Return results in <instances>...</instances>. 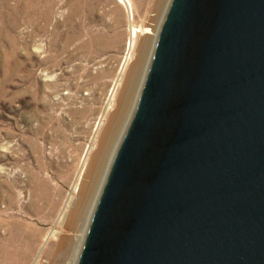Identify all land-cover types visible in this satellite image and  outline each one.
<instances>
[{"label": "water", "instance_id": "1", "mask_svg": "<svg viewBox=\"0 0 264 264\" xmlns=\"http://www.w3.org/2000/svg\"><path fill=\"white\" fill-rule=\"evenodd\" d=\"M75 264H264V0H170Z\"/></svg>", "mask_w": 264, "mask_h": 264}, {"label": "rangeland", "instance_id": "2", "mask_svg": "<svg viewBox=\"0 0 264 264\" xmlns=\"http://www.w3.org/2000/svg\"><path fill=\"white\" fill-rule=\"evenodd\" d=\"M130 1L0 0V264H50L45 250L63 235L72 247L59 264L76 263L87 228L73 231L58 216L76 197L72 187L97 150L135 61L143 33L137 31L128 50L131 29L160 24L170 0ZM150 44L134 73L121 129L103 153L83 224L135 107Z\"/></svg>", "mask_w": 264, "mask_h": 264}, {"label": "bare ground", "instance_id": "3", "mask_svg": "<svg viewBox=\"0 0 264 264\" xmlns=\"http://www.w3.org/2000/svg\"><path fill=\"white\" fill-rule=\"evenodd\" d=\"M118 1L122 4H124L125 6H128V5L131 6L130 0H118ZM155 2L159 3V0H155ZM162 18H163V16H162ZM161 22H162V19H161ZM161 22H160V24L156 23V22L149 23L150 25H145V26L138 25L137 27H133L131 29V34H130V38L128 41V50H129V47L132 45V42H133L132 38L134 36H136L137 31H141L143 33V35L139 39V42H138V45L136 48L137 51H135L136 52L135 61L127 71L124 84H123L122 88L120 89V92L116 98V102H115L116 106H115L114 110L112 111L111 115H109L110 117H109L105 127H103V129L101 131L99 140H97L98 141L97 150L94 153H92V156L90 157L88 164L85 166L86 168L83 171V173L81 174V176H78L79 184H74L72 187V190H75L77 192L75 199L71 203V201H69V198H68L66 200V203H64L65 205H64L61 213L59 212L60 216H58V217L59 218L62 217L61 223L65 224V226L71 228V230H73V231L79 230V231L84 232V230L88 226V224L87 225L83 224V218L82 217H83V214H85V210L87 208L88 200L91 197V193L93 191V185H94V181H95L94 179H96V176L98 174V170L100 168L99 166H101V163L103 161V157H102L103 153H104L106 147L109 146V144L111 143L110 141H112V137L114 136L115 129L116 128L121 129L122 124L120 123V125H119V121L121 120L120 115H122L123 110L128 103L127 101H128V98L131 94L130 90H132L134 73L139 68V65L141 64L140 62L142 61V63H143L144 57H145L144 52H146V50L148 49L149 43L153 44V49H154V45H155V41H156L155 39L157 37L159 26L161 25ZM152 52L150 55L148 65H149L150 60H151ZM148 65H147V68H148ZM147 68H146V71H147ZM146 71H145V73H146ZM143 80H144V78H143ZM141 86H142V84H141ZM113 89H114V87H112L110 89L111 93L108 96L109 103L112 100ZM140 89H141V87H140ZM133 111H134V109H133ZM133 111L131 112V114L133 113ZM130 116H132V115H130ZM127 124L128 123H126V125ZM126 125H125V127H126ZM113 139L115 140V137ZM113 141H112V144H113ZM113 145H111L112 148H113ZM93 210H94V208H93ZM93 210H92V212H93ZM57 232H58V230H53L50 233V236L56 237ZM84 236H85V234H84ZM64 237H65L64 235L61 236L56 242L53 243L54 245L50 244V247L45 250V253L50 256V258H49L50 264H59V262L62 259L64 260L65 256L70 254L71 247H72V243L70 242L71 240L69 241V239H68V242H66ZM79 239H80L79 240L80 242L77 243L78 248L76 250L77 256H78V254L80 252V248L82 246L81 243H83V240L81 241L80 235H79ZM83 239H84V237H83ZM77 256L74 257L75 260H77ZM66 261H67V259H66ZM72 262H74V260ZM70 263L71 262H68L67 264H70Z\"/></svg>", "mask_w": 264, "mask_h": 264}]
</instances>
